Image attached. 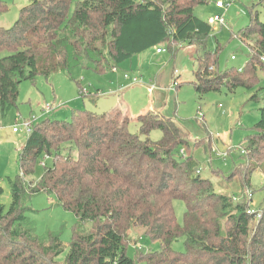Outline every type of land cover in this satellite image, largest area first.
Returning <instances> with one entry per match:
<instances>
[{"label": "trees", "instance_id": "1", "mask_svg": "<svg viewBox=\"0 0 264 264\" xmlns=\"http://www.w3.org/2000/svg\"><path fill=\"white\" fill-rule=\"evenodd\" d=\"M206 3L31 0L12 27L0 26L1 115L18 108L24 80L60 70L70 73L78 65L104 74L157 46L167 47L173 57L183 45L196 49L197 80L179 81V73L176 89L193 83L202 96L222 86L232 92L240 84L253 86L258 72H264V21L255 10L264 0L252 6L251 22L238 34L249 48L244 67L224 71L217 66L219 49H208L213 26L194 13L197 5ZM7 10L0 0V14ZM261 93L259 88L252 96L263 106L245 143L249 153H241L244 160L227 177L243 168L241 187L251 186V175L261 166L264 172ZM130 121L121 110L75 109L70 120L45 118L33 125L19 153L20 175L9 179V209L0 203V264H59L56 258L64 250L59 233L49 232L44 239L27 215L28 200L40 193L56 196L59 205L77 217L69 264H264V206L259 217L250 214L245 197L236 201L202 177L198 159L179 157L188 140L175 118L152 111L139 114L140 133L130 130ZM154 129L162 131L161 139H151ZM200 143L204 140L196 145ZM43 157H51L52 163H44L37 181H28ZM250 161L253 168H247ZM3 192L0 186V197ZM176 199L186 204L182 224ZM139 228L159 244L157 250L138 246L131 231ZM179 239L185 251L174 247Z\"/></svg>", "mask_w": 264, "mask_h": 264}, {"label": "rangeland", "instance_id": "2", "mask_svg": "<svg viewBox=\"0 0 264 264\" xmlns=\"http://www.w3.org/2000/svg\"><path fill=\"white\" fill-rule=\"evenodd\" d=\"M2 1L7 4L8 10L0 14V26L10 28L18 19L20 9L31 0ZM216 1L218 0H208L206 4L197 5L194 9L195 15L210 22L213 15L224 12L216 7ZM222 1L226 4L231 3L224 12L227 24L221 26L218 22L211 23L213 31L208 39V49L213 52L219 49L217 64L219 70L224 71L231 67L240 69L248 59L249 48L238 34L250 24L251 8L254 4H259L260 0ZM255 10L259 11V19L264 21V4L257 5ZM165 48L162 54H156L155 48L136 54L122 62L115 70L104 74L78 65L73 67L70 73L60 70L48 77L38 75L34 80L22 81L19 86L18 108H13L4 116L0 113V186L4 189L0 203L9 209L12 201L9 179L20 175L19 153L29 135L24 131L15 132L14 127L22 119L35 116V124L45 118L70 120L75 109L108 112L115 105L112 104L114 99H123L124 107L132 117L129 123L132 132L140 133V125L136 118L139 114L147 113L148 106L152 104L160 108L163 115L175 118L187 134L188 145L182 147L185 150L184 156L179 153L178 156L182 158L194 156L198 159L202 177L210 179L219 193H227L237 201L243 197L247 199L245 192L249 190L250 207L259 214L261 207L264 206L262 166L252 173L251 186L241 187L243 168L237 170L239 172L237 176L231 179L227 177L244 160L241 147L245 148L248 136L254 132L255 124L260 119L263 102L261 99H252V96L259 88H262L264 93V72H258L259 81L253 86L240 84L234 92L222 86L220 90H210L201 96L193 83H185L179 89L171 86V75L177 76L179 73V81L197 80L195 47L183 45L176 57L172 56L167 47ZM233 56L235 59H232ZM142 61L145 63L142 64ZM134 77L143 78L144 81L135 83ZM152 83L155 85L159 83L167 89L164 91L163 100L159 98L157 90H150L153 87ZM166 83L168 86H165ZM96 92H100L101 95L98 99L94 96ZM91 93L93 95H90ZM47 104H55L57 108L48 112L45 110ZM115 107L117 106L113 108ZM162 134L161 130L154 129L150 137L159 140ZM202 140L204 143L196 145ZM253 162L250 161L247 168L250 165L253 168L255 166ZM44 163L50 165L51 157H43L38 162L33 176L28 178V181H37L42 176ZM215 170L219 171V174L213 173ZM28 204L27 215L36 233L44 239L49 238V232L59 233L64 250L56 260L59 264H69L66 257L77 221L75 213L65 210L59 205L56 196L46 193L33 196L28 200ZM174 207L179 223H184L185 202L176 199ZM143 232L142 228L131 231L133 239H138V246L157 250L159 244L148 240L143 236ZM135 247L136 245L132 243L129 248L131 256ZM174 247L179 251H185L182 239L177 240Z\"/></svg>", "mask_w": 264, "mask_h": 264}, {"label": "built area", "instance_id": "3", "mask_svg": "<svg viewBox=\"0 0 264 264\" xmlns=\"http://www.w3.org/2000/svg\"><path fill=\"white\" fill-rule=\"evenodd\" d=\"M215 5H216V7L218 9L224 10V12H225L231 6V3L226 4L222 0H218V1H216ZM224 12L216 13L215 15H213V17L210 19V24L214 23V22H218L221 26L226 25L227 22H226V18L224 16ZM155 50H156L157 53H162V52H164L165 48L162 47V46H157V47H155ZM232 59H235L234 56L232 57ZM263 60H264V58H263ZM175 73L177 74V71H175ZM126 76L128 77L127 74H126ZM133 81L135 83H140V82H142V79L134 77ZM176 85H177V81L174 78H172L171 86L175 87ZM56 108H57V105H55V104H52V105L47 104V105H45V110L48 111V112H50L51 110H54ZM35 119H36L35 116H33L31 118H27V119H22L21 122L17 126L14 127V131L15 132L24 131L27 135L30 136V134L32 133V130H33V125L35 124L34 123ZM181 152L184 153V149H181ZM241 153L242 154H246V153H248V151L244 147L243 148L241 147ZM245 195H246L248 201L250 202V198H251L250 191L247 190L245 192ZM234 199H236V198L234 197ZM248 212L250 214L256 213L255 210L252 209L251 207L248 209ZM258 217H259V214H258Z\"/></svg>", "mask_w": 264, "mask_h": 264}, {"label": "crops", "instance_id": "4", "mask_svg": "<svg viewBox=\"0 0 264 264\" xmlns=\"http://www.w3.org/2000/svg\"><path fill=\"white\" fill-rule=\"evenodd\" d=\"M156 54H162V53H157L156 52V50L154 51ZM142 64H144L145 63V61H142L141 62ZM177 76H178V74H177ZM171 77L172 78H175V75L173 76V75H171ZM142 79V82L144 81V79L143 78H141ZM166 81H167V78H166ZM172 81V80H171ZM141 83V82H140ZM167 83H168V81H167ZM167 83H166V85L165 86H168L167 85ZM153 84V87H151L150 88V90H157L158 92H157V94L159 95V98L161 99V100H163L162 98H163V96L165 95V93H164V91L165 90H167L166 88H164V87H162V86H160V84L159 83H156V85L154 84V83H152ZM170 84V83H169ZM168 90H169V88H168ZM84 94H86V93H84ZM90 95H93V93H91ZM94 96L98 99V97H100L101 95H100V92H96V93H94ZM93 96V97H94ZM112 104H115L114 106H117V107H115V108H113L114 106H112V110L110 109V111H106L107 113H112L113 111H116V110H121L125 115H129V113L127 112V110L125 109V107H124V101H123V99H117V100H113V102H112ZM120 106H121V108H120ZM124 107V109H122ZM149 111H152V112H158V113H161L162 115H163V113H162V111H161V109L160 108H156L155 106H153L152 104L150 105V106H148V111L147 112H149ZM130 116V115H129ZM165 116V115H164ZM130 118H132L131 116H130Z\"/></svg>", "mask_w": 264, "mask_h": 264}]
</instances>
